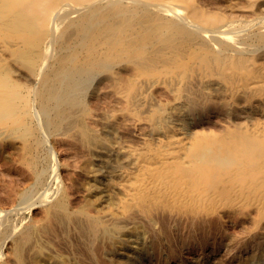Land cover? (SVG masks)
Returning <instances> with one entry per match:
<instances>
[{
	"label": "bare ground",
	"instance_id": "1",
	"mask_svg": "<svg viewBox=\"0 0 264 264\" xmlns=\"http://www.w3.org/2000/svg\"><path fill=\"white\" fill-rule=\"evenodd\" d=\"M0 158V264H264V0H0Z\"/></svg>",
	"mask_w": 264,
	"mask_h": 264
},
{
	"label": "rangeland",
	"instance_id": "2",
	"mask_svg": "<svg viewBox=\"0 0 264 264\" xmlns=\"http://www.w3.org/2000/svg\"><path fill=\"white\" fill-rule=\"evenodd\" d=\"M103 86V88H101ZM105 88V86H104V83L103 84H101V86H100V89H104ZM94 96V95H93ZM91 97V98H89V102H91L90 103V105H91V107H93L94 109H95V106H96V109H97V112H99V110H100V113L102 112V110L104 111V109H105V107H104V104L100 101V103H98V97ZM93 98V99H92ZM94 103V104H93ZM101 104H103V105H101ZM104 107V109H102L103 107ZM95 109V110H96ZM133 133H135V132H130V135H132ZM53 141V142H52ZM55 141L54 140H51L50 141V144H52V145H50L49 146V148H50V150H53V151H51V152H53L54 154H56L55 156H56V158L58 159V162L60 161L61 163H58V168H59V172L57 171V174L59 175L58 177H60V179L62 180V182L65 184L66 182L68 183V176H67V172L65 171V169H62V163H63V161H61L62 159H64V155H63V152H62V144L61 143H54ZM53 143H54V145H53ZM57 144V145H56ZM65 149H66V151L69 149V150H72V149H70L67 145H65ZM84 156V155H83ZM83 156L82 157H79V155H73V158H74V164L75 163H78L77 165L78 166H80L81 165V163H82V161H83ZM61 159V160H60ZM79 160V161H78ZM78 161V162H77ZM13 163V162H12ZM14 164H10L9 166H8V164H6V159H3V158H0V215H2L3 213H7L11 218H14L16 215V217L14 218V220L19 224V225H21V223L22 224H26L25 222H31V221H33L32 220V218L34 219L35 217H39L40 215H41V213H39L40 212V209H41V211H42V207L41 208H39V206L35 209V210H33V209H31V210H25L24 212H23V210L22 209H25V207H29V205L32 203V202H34V201H37V199H38V197H39V194H38V197L36 196V195H34L33 196V201H31L32 200V198H31V200H30V202H26L25 204L26 205H24V201H21V200H19L20 202H18V201H14V202H12V200L10 199V197H9V191L11 190V189H14V188H16L17 190H19L20 192H22V191H26L27 189V187L29 186V185H27V184H22V182L20 183V181H18V179H17V175L16 174H18V173H16V171L14 172L13 171V166ZM12 167V168H11ZM61 167V168H60ZM62 170V171H61ZM61 172V173H60ZM65 172V173H64ZM64 175H63V174ZM80 175V173L78 174V176ZM67 176V177H66ZM65 177V178H64ZM66 179V180H65ZM17 182H16V181ZM60 180V181H61ZM17 183H18V185H20V186H18L17 185ZM66 183V184H67ZM71 184H73V185H75V192H76V184L75 183H71ZM70 184V185H71ZM25 185H27V186H25ZM72 185V186H73ZM24 186L26 187V188H24ZM30 187V186H29ZM6 189V190H5ZM8 190V191H7ZM6 191H7V193H6ZM42 192H43V190H41ZM5 193V194H4ZM7 194V196H5ZM73 194V197H72V199H73V202H76L77 201V199H76V197L75 196H77V195H74V194H76V193H72ZM4 195V196H3ZM37 198H36V197ZM34 198H35V200H34ZM74 199H76V200H74ZM11 203H12V205H11ZM19 203V204H18ZM21 203V204H20ZM16 204H17V206H16ZM17 208H15L14 209V206ZM39 205H41V204H39ZM20 206V207H19ZM22 207H24V208H22ZM11 208H13V209H11ZM19 208V209H18ZM3 209H5V210H3ZM12 211H11V210ZM9 212L10 211V213H12V214H10V213H8L7 211ZM18 212H17V211ZM19 210H20V212H19ZM21 210H22V212L24 213V214H22V212H21ZM37 210H39L38 212H36ZM16 212V214H15V212ZM27 211V212H26ZM30 211H32V213L30 212ZM33 212H34V214H33ZM15 215H14V214ZM27 213H28V215H27ZM38 213V214H37ZM11 215H14V216H11ZM23 215V216H22ZM35 217H34V216ZM5 216H7V215H5ZM8 216V217H9ZM19 216V217H18ZM22 216V217H21ZM28 216V217H27ZM33 216V217H32ZM25 217H27V218H25ZM19 218H24V223L22 222V220L21 219H19ZM19 220V222H18V220ZM27 219H28V221H27ZM35 219H37V218H35ZM21 220V221H20ZM21 222V223H20ZM10 244V243H9ZM7 245V246H5V250H4V252L5 253H7L8 251V246H10V245ZM244 244H246L245 246H242V247H240L241 245H244ZM248 244V245H247ZM254 243H250L249 244V242H247V243H242V244H240V246L239 245H234V244H230L228 247H227V249L225 250V248L223 249V247L222 246H220V245H212V246H210V247H203V248H201L202 249V252H201V249H199L198 251H200V252H197V254L195 253L194 255H192L189 259H187L188 257H186V256H183V262L184 263H186V264H196L198 261L197 260H199V258L201 259H203V257H204V263H206V262H208V261H210V260H214L213 262L214 263H216V264H219L220 262H221V260L220 259H228L229 257V259L227 260V261H230V260H232V258L236 255V256H239V254L240 255H245L246 253V250L247 249H249V250H247L248 252H250V251H253L254 250V245H253ZM214 246V247H213ZM231 246V247H230ZM249 246H253L252 248L251 247H249ZM7 247V248H6ZM221 248V249H219V248ZM248 247V248H247ZM210 248V249H209ZM213 248V249H212ZM230 248V249H229ZM233 248V250H231ZM239 248V249H238ZM243 250V251H241V249ZM7 249V250H6ZM205 249V250H204ZM207 249H209V250H207ZM215 249V250H214ZM236 249V252L237 253H235V250ZM214 250V251H213ZM237 250H239V253H238V251ZM7 251V252H6ZM204 251V252H203ZM206 251V252H205ZM224 251L225 252H228V251H234L232 254L230 253V252H228V253H224ZM212 254V255H209L210 253ZM222 252V253H221ZM241 252V253H240ZM198 253H199V255H198ZM201 253V254H200ZM207 253V254H206ZM216 253H218V254H216ZM221 253V254H220ZM223 254V255H222ZM228 254V255H227ZM230 254V255H229ZM218 257V259H217V257ZM229 256V257H228ZM197 258V260H196V258ZM206 257V258H205ZM221 257V258H220ZM193 258H194V260H193ZM209 258H210V260H209ZM185 259V260H184ZM241 259V258H240ZM239 258H237L236 259V261L238 262V263H236V262H234L233 264H244V261H243V258L240 260ZM155 260H156V262L158 261L157 260V258H155ZM193 260V261H192ZM196 260V261H195ZM217 260V261H216ZM218 261H219V263H218ZM239 261H241L240 263H239ZM243 261V262H242ZM166 264V261L165 260H163V261H159V262H157L158 264ZM187 262H189V263H187ZM193 262V263H192ZM195 262V263H194ZM156 263V264H157ZM230 264H232V263H230Z\"/></svg>",
	"mask_w": 264,
	"mask_h": 264
}]
</instances>
